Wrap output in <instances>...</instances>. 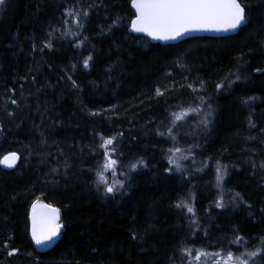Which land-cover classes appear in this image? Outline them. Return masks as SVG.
Masks as SVG:
<instances>
[{
	"label": "trees",
	"instance_id": "trees-1",
	"mask_svg": "<svg viewBox=\"0 0 264 264\" xmlns=\"http://www.w3.org/2000/svg\"><path fill=\"white\" fill-rule=\"evenodd\" d=\"M130 1L0 5V161L20 158L12 170L0 165V264H197V249L236 256L264 237V0H239L246 24L234 36L165 46L127 33ZM90 4L77 28L67 10ZM197 105L181 122L177 140L190 151L177 154L187 156L178 172L168 164L173 141L157 133L171 112ZM101 136L117 137V174L105 172L124 182L114 194L95 183ZM139 159L147 166L130 171ZM218 165L227 170L222 193ZM181 200L194 217L175 207ZM38 203L56 208L61 225L42 250L29 237ZM236 236L247 243H229Z\"/></svg>",
	"mask_w": 264,
	"mask_h": 264
},
{
	"label": "snow or ice",
	"instance_id": "snow-or-ice-1",
	"mask_svg": "<svg viewBox=\"0 0 264 264\" xmlns=\"http://www.w3.org/2000/svg\"><path fill=\"white\" fill-rule=\"evenodd\" d=\"M5 0H0V5H4ZM131 6L135 9V18L131 20V30L134 32L146 33L153 39H174L177 35H180L183 31L189 28H214L216 30H235L241 26L246 21V5H243L239 0H131ZM96 7L95 4H90L88 9L81 10H67V15L72 16L73 23L76 24L77 28H82L83 24L80 22L78 17L83 15L87 17L89 15V10ZM67 23V21H65ZM69 33H63L67 36ZM87 39V37H85ZM82 43V42H81ZM80 45L78 44L77 47ZM46 47L51 48L52 44L46 45ZM92 59L91 56L84 60V67L87 68L89 61ZM239 77H237L238 79ZM189 88L192 91H196L193 85L189 84ZM217 89L224 87L223 82L217 84ZM156 95L162 96L163 93L159 88L156 89ZM12 104H16L15 99L11 100ZM201 103L203 99L201 98ZM247 103V101H245ZM179 107V106H178ZM209 108L211 106L209 105ZM201 109L199 105L196 108L189 106L188 108L180 107L179 111H173L170 113V121L167 127V132H158L157 134L164 137L167 136L173 141V147L168 149V152L172 155L168 156V164L175 167L176 171H182L179 159H187V156H180L177 158L178 153H183L190 151V149H182L179 146L177 137L180 135V131L183 127L181 123L184 121L189 113H199ZM211 115V111L205 113V118L201 121L202 124L207 126V117ZM122 136L123 134H118ZM101 143L98 145L99 148L104 149L101 154L104 157V163L98 165L97 169L94 170L96 173L97 180L95 183L99 189L101 184L104 185V191L106 194H114L119 189L124 188V182L122 180H115L109 183L108 177L105 172L111 170V174L116 176L117 168L119 166V157L117 156L116 141L117 137L105 138L101 136ZM109 146H111L109 150ZM13 158H17L16 153L10 154ZM122 155V154H121ZM116 156V158H113ZM139 166H147L143 159H139L136 163H132L129 166L130 171H134ZM11 166V165H9ZM264 167V164L261 165ZM172 168H167L166 171H171ZM122 175L126 174L121 173ZM227 174L226 167L217 166L216 167V187L221 189L224 176ZM241 199L239 193L233 196V200ZM32 213V229L31 236L32 240L36 244H41L45 241L51 240L54 236L58 234L61 225L56 223L58 220V210L51 209L50 214L40 213L37 214V205L33 204ZM50 207V206H42ZM176 208H186L187 212L195 216V212L192 206L181 200L175 205ZM216 207L223 208L224 204L221 198L216 201ZM192 224H197L195 219L191 220ZM260 244L257 245L254 250H248L245 248L244 251L240 252L239 255L234 256L231 251L226 254L221 252L208 253L202 249H197L194 256V260L197 264H208L209 257H220L214 261V264H264V237H260ZM243 241V244H242ZM229 243L241 245L242 247L247 242L244 241L243 237L236 236ZM5 249L9 248L6 243L4 245ZM18 252V249L11 248L7 251L8 256H13ZM181 254L183 256H192V249L182 248ZM204 257L202 260L201 258ZM259 258V259H257ZM189 264H192L189 261Z\"/></svg>",
	"mask_w": 264,
	"mask_h": 264
},
{
	"label": "water",
	"instance_id": "water-1",
	"mask_svg": "<svg viewBox=\"0 0 264 264\" xmlns=\"http://www.w3.org/2000/svg\"><path fill=\"white\" fill-rule=\"evenodd\" d=\"M129 8L131 10V12L133 13V18H135V9L131 6V1L129 3ZM131 19V20H132ZM131 20L129 22L128 28H127V33L133 37H144L146 39H148L149 43L151 44H158V45H175L178 44L180 42H183L185 40L191 39V38H202V37H206V38H224V37H230V36H234L238 33V31L246 24V21L239 26L238 28H236L235 30H216L214 28H189L186 31H183L180 35H177L174 39H153L151 36H148L146 33H142V32H134L131 30ZM11 153L5 155L1 161H0V165L4 170H12L13 168H15L18 163H19V155H17V158H13L11 155ZM11 165V166H9ZM37 208H36V212L37 214L40 213H47L50 214V210L51 209H56L51 205L48 204H36ZM42 206H50V207H42ZM32 213H33V207H31L30 211H29V215H28V221H29V237L31 240L32 245L37 248V249H46L51 247L57 240L58 235H59V231L58 234L56 236H54L51 240L49 241H45L41 244H36L33 240H32V236H31V229H32ZM59 217V216H58ZM56 223L59 224V218L58 220H56Z\"/></svg>",
	"mask_w": 264,
	"mask_h": 264
},
{
	"label": "rangeland",
	"instance_id": "rangeland-1",
	"mask_svg": "<svg viewBox=\"0 0 264 264\" xmlns=\"http://www.w3.org/2000/svg\"><path fill=\"white\" fill-rule=\"evenodd\" d=\"M73 20V19H72ZM73 22V21H72ZM73 24H75V23H73ZM172 155V154H171ZM38 204H41V203H38ZM58 216H59V213H58ZM59 225H60V223H59ZM59 230H60V228H59ZM217 259H220V257L219 258H217ZM216 259V260H217ZM213 264H214V262H213Z\"/></svg>",
	"mask_w": 264,
	"mask_h": 264
}]
</instances>
